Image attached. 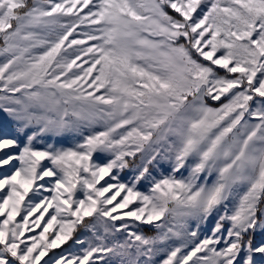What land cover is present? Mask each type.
I'll use <instances>...</instances> for the list:
<instances>
[{
  "label": "snow or ice",
  "instance_id": "1",
  "mask_svg": "<svg viewBox=\"0 0 264 264\" xmlns=\"http://www.w3.org/2000/svg\"><path fill=\"white\" fill-rule=\"evenodd\" d=\"M0 113V264H264V0H0Z\"/></svg>",
  "mask_w": 264,
  "mask_h": 264
},
{
  "label": "trees",
  "instance_id": "2",
  "mask_svg": "<svg viewBox=\"0 0 264 264\" xmlns=\"http://www.w3.org/2000/svg\"><path fill=\"white\" fill-rule=\"evenodd\" d=\"M145 231L150 232V231H152V230H151V228H149V227H145ZM64 247H68V245H65ZM54 251H60V249H56V250H54ZM50 254H51V253H50Z\"/></svg>",
  "mask_w": 264,
  "mask_h": 264
},
{
  "label": "rangeland",
  "instance_id": "3",
  "mask_svg": "<svg viewBox=\"0 0 264 264\" xmlns=\"http://www.w3.org/2000/svg\"><path fill=\"white\" fill-rule=\"evenodd\" d=\"M214 106H218V105H214ZM0 115H2V113H0ZM17 219H19V218H17ZM37 231H39V230H37ZM45 259H47V257ZM41 264H43V262H41Z\"/></svg>",
  "mask_w": 264,
  "mask_h": 264
}]
</instances>
